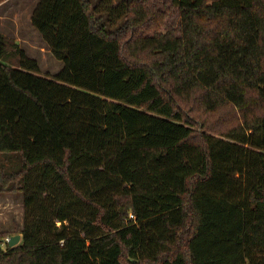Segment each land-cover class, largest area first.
I'll return each mask as SVG.
<instances>
[{
	"label": "trees",
	"instance_id": "1",
	"mask_svg": "<svg viewBox=\"0 0 264 264\" xmlns=\"http://www.w3.org/2000/svg\"><path fill=\"white\" fill-rule=\"evenodd\" d=\"M169 3L38 0L52 79L0 35V264H264V0Z\"/></svg>",
	"mask_w": 264,
	"mask_h": 264
},
{
	"label": "rangeland",
	"instance_id": "2",
	"mask_svg": "<svg viewBox=\"0 0 264 264\" xmlns=\"http://www.w3.org/2000/svg\"><path fill=\"white\" fill-rule=\"evenodd\" d=\"M37 1L0 0V35L4 36L10 42V45H7L8 52L13 50L14 46L12 44H17V46L24 50L28 57L37 61L39 75L52 79L62 68V62L52 56L49 48L30 23L31 13ZM150 1L154 4H159V7L165 12L163 23L169 27L173 26L176 29L175 24L177 18L174 13L175 8L170 5L169 0ZM157 32L160 33L159 31ZM174 33L176 34V32ZM8 63L14 65L16 61L9 58ZM228 108L229 111L227 113V108L221 107L215 116V120L212 119L214 122L211 120V117H207L208 125L210 123L212 126L215 124L214 126H218L219 128H227L235 124L240 115V111L238 115L236 110L230 106ZM198 120L196 117H191V126L195 136H198L201 132H206V128L203 127L202 129L201 123ZM0 160H3L1 155ZM22 198L23 196L19 193H0V232L11 233L15 226L22 227ZM56 225L59 226L60 222L56 221ZM11 235L6 237H10Z\"/></svg>",
	"mask_w": 264,
	"mask_h": 264
},
{
	"label": "water",
	"instance_id": "3",
	"mask_svg": "<svg viewBox=\"0 0 264 264\" xmlns=\"http://www.w3.org/2000/svg\"><path fill=\"white\" fill-rule=\"evenodd\" d=\"M21 238L20 234H14L9 237V240L7 242L8 246L12 247L18 244L19 240Z\"/></svg>",
	"mask_w": 264,
	"mask_h": 264
},
{
	"label": "built area",
	"instance_id": "4",
	"mask_svg": "<svg viewBox=\"0 0 264 264\" xmlns=\"http://www.w3.org/2000/svg\"><path fill=\"white\" fill-rule=\"evenodd\" d=\"M8 240H9V237H5L4 239L1 240L0 245L4 248Z\"/></svg>",
	"mask_w": 264,
	"mask_h": 264
},
{
	"label": "crops",
	"instance_id": "5",
	"mask_svg": "<svg viewBox=\"0 0 264 264\" xmlns=\"http://www.w3.org/2000/svg\"><path fill=\"white\" fill-rule=\"evenodd\" d=\"M5 196H7V195H5Z\"/></svg>",
	"mask_w": 264,
	"mask_h": 264
}]
</instances>
